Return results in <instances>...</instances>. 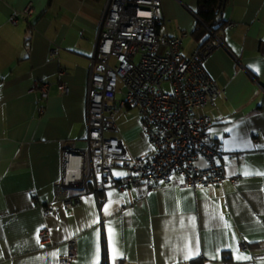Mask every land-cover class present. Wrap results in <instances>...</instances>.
<instances>
[{"label": "crops", "instance_id": "obj_1", "mask_svg": "<svg viewBox=\"0 0 264 264\" xmlns=\"http://www.w3.org/2000/svg\"><path fill=\"white\" fill-rule=\"evenodd\" d=\"M108 1L0 0V264H58L71 239L77 249L72 264H97V231L98 264H112L108 221L123 253L115 264H264V176L242 175L245 165L264 171V0H225L219 18L235 25L223 26L225 45L204 63L221 92L197 112L214 120L209 135L220 144L223 182L192 188L174 174L150 190L108 187L100 205L92 193L80 192L71 207L55 199L63 151L88 148V80ZM162 9L159 31L184 36L181 53L191 56L208 38L196 32L198 0H162ZM124 110L116 116L115 136L131 154L147 155L152 145L137 109ZM125 172L116 167L113 174L121 179L117 173ZM109 201L110 216L103 211ZM43 228L48 244L37 242ZM189 240L199 241L200 255L184 260L179 249Z\"/></svg>", "mask_w": 264, "mask_h": 264}, {"label": "built area", "instance_id": "obj_2", "mask_svg": "<svg viewBox=\"0 0 264 264\" xmlns=\"http://www.w3.org/2000/svg\"><path fill=\"white\" fill-rule=\"evenodd\" d=\"M32 11L30 4L24 13ZM11 20L16 22V16ZM163 21L162 0L108 1L88 80V148L63 151L61 177L53 185L55 199L65 207L79 204L80 192L94 194L100 205L101 194L108 187L150 190L174 174L183 176L185 185L192 188L220 184L227 178L225 167L218 162L220 144L209 135L214 120L197 112L221 92L204 63L216 48L225 45L223 27H207L209 40L184 57V36L162 34L159 25ZM57 52L51 49V56ZM40 89L47 98L48 85ZM127 108L137 109L140 115L152 145L147 155L131 154L115 136L119 130L116 116ZM116 167L126 171L120 180L113 174ZM232 182L238 185L239 179L232 178ZM43 211L49 214L52 209L44 206ZM39 238L43 244L50 243L47 228L40 231ZM67 246L58 264H72L76 258L75 241L68 240ZM242 248L249 250L246 244Z\"/></svg>", "mask_w": 264, "mask_h": 264}, {"label": "snow or ice", "instance_id": "obj_3", "mask_svg": "<svg viewBox=\"0 0 264 264\" xmlns=\"http://www.w3.org/2000/svg\"><path fill=\"white\" fill-rule=\"evenodd\" d=\"M225 131H228V132H232L233 129H225ZM241 142L243 143L244 147H249V143L248 141L246 140H241ZM256 147H260L259 145H257ZM117 175H125V173H117ZM242 175L245 176V177H248L250 175H259V176H264V171H252L250 170L249 166L248 165H245L243 170H242ZM183 181V178H181V182ZM111 195V194H109ZM112 203V201H109L108 204L104 205L103 207V211H104V214L105 215H108L110 216L112 213H111V210H110V207L109 205ZM93 216H95V214H93ZM217 219L220 220V221H223V215L220 214L217 216ZM194 220V218H193ZM98 222V217L96 218H93L91 221H90V224L88 226H91V224H95ZM112 222L111 221H108V229H107V232H108V244H109V247L111 249V260H112V264H115V261L117 259L118 256H123V253L119 252L118 248L116 247V233H115V230L112 228L111 226ZM224 226L225 227H229V225L227 224V222H224ZM181 227H184L183 224H181ZM96 237H97V240L94 241L95 245H96V249H95V258H96V261H97V264L99 262V242H98V237H99V232L97 231V233L95 234ZM185 240H187L188 238L187 237H184ZM37 242L39 243V235H37ZM41 247H43V245L41 244L40 245ZM228 247H232L231 245H229ZM179 251H181L183 253V259L184 260H189V259H192L194 256H198L200 255V247H199V241L196 240V241H191L189 240L188 243H186L184 245L183 248H180ZM51 255L55 256L57 255V253H51ZM215 258V256L213 257ZM237 259H250L251 257H247V256H237L236 257Z\"/></svg>", "mask_w": 264, "mask_h": 264}, {"label": "trees", "instance_id": "obj_4", "mask_svg": "<svg viewBox=\"0 0 264 264\" xmlns=\"http://www.w3.org/2000/svg\"><path fill=\"white\" fill-rule=\"evenodd\" d=\"M224 3H225V0H198L197 16L199 18L200 25L196 30L197 33L202 32V31L208 32L207 27L216 29V30H219L220 28L223 27L222 26L223 24L217 25V23L219 21L224 22L223 20H220L219 18L220 12L224 6ZM208 40H209V32H208V38L206 42Z\"/></svg>", "mask_w": 264, "mask_h": 264}, {"label": "rangeland", "instance_id": "obj_5", "mask_svg": "<svg viewBox=\"0 0 264 264\" xmlns=\"http://www.w3.org/2000/svg\"><path fill=\"white\" fill-rule=\"evenodd\" d=\"M121 98H125V96H119V99H121ZM124 111H126V112H128V110L127 109H125ZM123 114V113H122Z\"/></svg>", "mask_w": 264, "mask_h": 264}]
</instances>
